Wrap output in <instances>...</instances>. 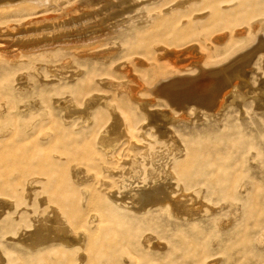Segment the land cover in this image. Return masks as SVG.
Here are the masks:
<instances>
[{
	"label": "bare ground",
	"instance_id": "6f19581e",
	"mask_svg": "<svg viewBox=\"0 0 264 264\" xmlns=\"http://www.w3.org/2000/svg\"><path fill=\"white\" fill-rule=\"evenodd\" d=\"M0 25V264L105 260L98 215L151 264L160 220L235 224L264 179V0H0Z\"/></svg>",
	"mask_w": 264,
	"mask_h": 264
},
{
	"label": "rangeland",
	"instance_id": "374dc122",
	"mask_svg": "<svg viewBox=\"0 0 264 264\" xmlns=\"http://www.w3.org/2000/svg\"><path fill=\"white\" fill-rule=\"evenodd\" d=\"M63 14L64 11H56L47 13L44 17L59 18L64 17ZM22 21L29 26L36 25L31 17H24ZM10 24L12 25V23ZM49 34H53V31ZM242 130L245 134L255 138V144L264 153V143L260 142V137L264 135L260 129V123L256 122V125L253 126L243 124ZM261 147L262 149H260ZM253 172L254 169L252 174L256 173ZM252 182L251 192L245 198L243 209L235 216V224H232V228L221 232L219 238L213 237L211 233L212 224L206 223L207 221H198L199 223L196 224H198L197 229L199 231L195 233L186 229L184 225L178 231L173 218L158 221L157 223L161 228L169 227L167 229L170 234H173V238L170 236L162 238V250L165 251L166 255H170L168 258L170 260L164 258L158 260L157 264H264V244L259 246L252 244L255 237L264 236V179L257 178ZM98 216V219H95L92 226L89 227L88 242L97 244L99 250L103 252L102 255L105 256V260L97 256L93 264L152 263L150 262L151 257L146 254L147 252L140 253L132 250L128 247L127 241L119 236L115 230H112L109 225L101 223L102 217ZM222 218H227L226 213L222 215ZM204 241L207 242L206 246L203 244ZM126 253L129 255L125 261L122 259V255ZM82 264H88V259L85 258Z\"/></svg>",
	"mask_w": 264,
	"mask_h": 264
}]
</instances>
